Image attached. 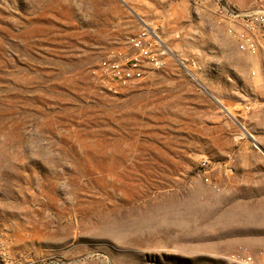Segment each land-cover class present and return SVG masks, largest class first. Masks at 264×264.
I'll list each match as a JSON object with an SVG mask.
<instances>
[{
	"label": "rangeland",
	"instance_id": "374dc122",
	"mask_svg": "<svg viewBox=\"0 0 264 264\" xmlns=\"http://www.w3.org/2000/svg\"><path fill=\"white\" fill-rule=\"evenodd\" d=\"M214 10L0 0L5 264H264V112L245 110L263 80ZM144 24L167 67L113 96L93 70Z\"/></svg>",
	"mask_w": 264,
	"mask_h": 264
},
{
	"label": "built area",
	"instance_id": "2783aa9c",
	"mask_svg": "<svg viewBox=\"0 0 264 264\" xmlns=\"http://www.w3.org/2000/svg\"><path fill=\"white\" fill-rule=\"evenodd\" d=\"M215 7L214 21L236 44L239 52L253 61L251 76L260 77L264 85V0H251L241 6L231 0H209ZM128 53L110 51L93 70L98 84L107 93L120 96L139 84L151 71L167 67L169 49L157 29L144 24L141 30L128 38ZM264 111V90L255 97L245 110ZM203 165H206L204 162ZM204 181L213 184L210 177ZM221 192L219 184L213 186ZM235 262L249 264L252 258L243 254L231 256ZM0 264H5L0 259Z\"/></svg>",
	"mask_w": 264,
	"mask_h": 264
},
{
	"label": "crops",
	"instance_id": "0c3cea01",
	"mask_svg": "<svg viewBox=\"0 0 264 264\" xmlns=\"http://www.w3.org/2000/svg\"><path fill=\"white\" fill-rule=\"evenodd\" d=\"M212 20L214 21L213 16H212ZM261 87H262V90H261V92H262L264 90V85L262 84ZM256 110L264 112L262 109H256Z\"/></svg>",
	"mask_w": 264,
	"mask_h": 264
},
{
	"label": "bare ground",
	"instance_id": "6f19581e",
	"mask_svg": "<svg viewBox=\"0 0 264 264\" xmlns=\"http://www.w3.org/2000/svg\"><path fill=\"white\" fill-rule=\"evenodd\" d=\"M229 114H231L230 112H228ZM233 118H235V117H233Z\"/></svg>",
	"mask_w": 264,
	"mask_h": 264
}]
</instances>
